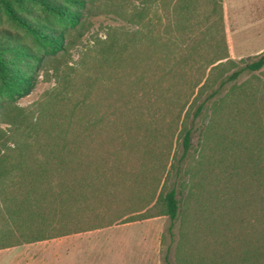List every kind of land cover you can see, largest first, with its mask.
<instances>
[{"label": "trees", "instance_id": "16d2710c", "mask_svg": "<svg viewBox=\"0 0 264 264\" xmlns=\"http://www.w3.org/2000/svg\"><path fill=\"white\" fill-rule=\"evenodd\" d=\"M194 2L202 0L178 1L175 31L189 30L190 36L201 32L205 21L191 14ZM211 5L208 19L213 14L224 27L223 0H211ZM86 7L87 0H0V19L7 18L37 43V50H29L18 42L17 33L0 28V94L4 101L15 104L32 93L37 69L47 58L68 49V34L81 25ZM147 13L146 6L136 13L138 29L128 43L119 44L114 39L106 42L83 84V100L74 104L69 114L52 116L48 124L43 122L36 131L33 144L24 150L10 149L0 157V184L23 182L11 198L10 215L18 230L26 228L29 232L2 248L98 230L120 221L129 223L157 216L177 221L182 209L179 194H183L189 213L187 230L181 235V254L194 245L188 238L197 222L189 209L195 202L218 210L208 215L215 232L221 236L217 229L223 228L234 234V260L223 264H239L237 258L241 264L264 262V176L257 182L258 190L247 201L243 199L247 190L245 181L241 192L227 186L223 171L227 166L223 162L225 157L222 155L217 160L208 156L196 172L204 186L194 188L195 191L190 188L186 193L173 186L158 194L160 181L157 175L148 180L146 160L158 155L154 149L158 145L153 141H160L163 133L145 127L144 120L145 110L164 108L168 113L176 110L183 114L187 108L196 107L195 118L209 109L221 115L228 101L229 95L223 94L229 83H235L244 72L261 71L264 54L239 67L226 43L224 52H216L205 61L201 59L207 54L202 42L196 41L187 49L176 48L173 43L164 50L162 38L154 35L153 30H144ZM24 62L28 63L26 70L20 66ZM227 64L237 69L230 75H222ZM235 88L234 85L231 90ZM212 124L215 126L213 121ZM213 125L208 126V134L212 135ZM192 139L193 129L184 127L179 162L187 158ZM206 146L216 151L217 157L219 149H213L210 143ZM238 150L237 146L235 151ZM233 156L234 162L240 158L238 154ZM259 158L255 164L258 169ZM181 171L178 169L177 175L183 180ZM232 191L235 206L231 202ZM235 217L246 228L241 233L232 226ZM199 219L204 221L205 216L202 214ZM45 230L49 233H42ZM189 252L181 264H197L195 259L198 264L206 263Z\"/></svg>", "mask_w": 264, "mask_h": 264}, {"label": "rangeland", "instance_id": "374dc122", "mask_svg": "<svg viewBox=\"0 0 264 264\" xmlns=\"http://www.w3.org/2000/svg\"><path fill=\"white\" fill-rule=\"evenodd\" d=\"M178 1L87 0L81 25L68 34V49L56 57L47 58L37 69L36 84L32 93L15 104L7 103L0 94V157L10 149L24 150L28 145L33 144L36 131L41 128L43 122L48 124L52 116L58 118L69 114L73 105L83 100V84L97 58L99 60L102 48L109 39H114L119 44L128 43L131 35L138 29L135 15L144 6L148 8L144 30H153L154 35L160 36L164 50L173 43L176 48L187 49L196 41L202 42L207 54L201 59L205 61L212 59L216 52H224L226 43L231 58L239 67L245 62L257 60L259 55L264 54V0H223L224 27L213 14L212 18L208 19L212 11L211 0L194 2L195 7L190 8L191 14L196 18L199 16L203 18L205 25L201 32L196 31L191 36L189 30L175 31L178 21L175 8ZM193 23L191 21V24ZM0 28L14 31L19 35L18 42L21 45L29 50H37V43L33 37L7 18L0 19ZM148 45L150 46V42ZM125 57L127 60L129 56L126 54ZM20 66L22 70H26L28 63L24 62ZM226 67L227 70L223 71L225 73L222 75H230L237 69L229 64ZM217 72L219 74L220 71ZM234 85L236 88L232 91ZM223 95L229 97L221 115L209 109L195 118L196 107L187 108L183 114L173 111L174 109L173 112L168 113L166 108L160 111L145 110V127H152L154 131L159 130L163 133L160 141H153L158 145L154 148L158 155L149 156L146 160L148 180L157 175L160 181L158 194L161 191L166 192L173 186L184 193L190 188L195 191L194 188L201 187L204 183L201 175L196 174L201 162L209 157L218 160L222 155L225 157L223 162L227 165L223 168L226 173L225 181L231 190L243 191L242 181H245L247 190L242 195L247 201L251 193L258 190L257 182L263 180L264 176L262 172L264 171V68L255 73L244 72L235 83H229ZM210 124L213 125L210 128L212 135L207 132ZM184 127L193 129L192 148L187 158L179 162L183 154ZM207 134L208 137L211 135V141L207 139ZM209 143L213 149H219L217 157L216 151L207 149L206 145ZM237 146L240 150L235 151ZM244 151L247 154L243 155ZM235 154L240 158L234 162ZM258 156H260L259 169L255 166ZM39 158L43 157L39 156ZM135 165L140 168L138 162H135ZM178 169L182 170L180 174L184 176L183 180L181 175H177ZM219 170L216 174H219L220 179ZM184 172H187L186 175ZM22 183L18 180L16 185L9 181L0 184V249L9 243H16L17 239L21 240L24 238L23 234H29L26 228L18 230L10 215L11 198L20 190L19 186ZM251 183H253L252 187H250ZM220 189H222L221 184ZM233 191L231 202L235 206ZM182 195L179 194L182 209L177 221H172L168 216H157L129 223L120 221L110 227L84 232L109 235L114 241L103 240L101 244L105 246L104 249L101 252L85 253L82 263L181 264V260L190 255H186L187 250H190L189 253L192 255L195 254L198 259L206 261V263L202 261V264H223V261L234 260L235 248L232 244L234 234H231L232 231L229 233L223 228H218V232L222 233L220 236L208 219L210 212L215 213L218 210L195 202L189 209L191 215L197 218L195 220L197 222L195 228H191L193 233L188 238L190 242L193 240L194 245H189L190 248L181 254V235L187 228V212L189 213L188 203H184L186 195L184 197ZM248 207L252 211L251 204ZM156 211L158 210H153ZM202 214L205 216L204 221L199 219ZM245 214L247 215L246 212ZM233 223L232 226L237 232L246 230L245 226L242 228L237 223L236 217ZM34 233L38 235V230ZM42 233L49 232L45 230ZM227 234L231 236V240ZM195 261L198 264V260ZM236 261L241 264L239 258ZM259 262L255 264H264L263 260Z\"/></svg>", "mask_w": 264, "mask_h": 264}, {"label": "crops", "instance_id": "0c3cea01", "mask_svg": "<svg viewBox=\"0 0 264 264\" xmlns=\"http://www.w3.org/2000/svg\"><path fill=\"white\" fill-rule=\"evenodd\" d=\"M103 240L113 242L114 238L95 233H76L24 243L0 249V264H83L85 253L104 249Z\"/></svg>", "mask_w": 264, "mask_h": 264}]
</instances>
